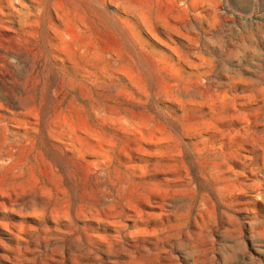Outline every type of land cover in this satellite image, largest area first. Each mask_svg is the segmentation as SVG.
<instances>
[{
	"label": "rangeland",
	"instance_id": "rangeland-1",
	"mask_svg": "<svg viewBox=\"0 0 264 264\" xmlns=\"http://www.w3.org/2000/svg\"><path fill=\"white\" fill-rule=\"evenodd\" d=\"M0 264H264V0H0Z\"/></svg>",
	"mask_w": 264,
	"mask_h": 264
}]
</instances>
